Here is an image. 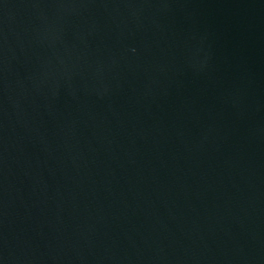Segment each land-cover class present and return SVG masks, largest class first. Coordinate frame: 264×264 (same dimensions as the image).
Returning a JSON list of instances; mask_svg holds the SVG:
<instances>
[{
  "label": "water",
  "instance_id": "95a60500",
  "mask_svg": "<svg viewBox=\"0 0 264 264\" xmlns=\"http://www.w3.org/2000/svg\"><path fill=\"white\" fill-rule=\"evenodd\" d=\"M0 264H264V0H0Z\"/></svg>",
  "mask_w": 264,
  "mask_h": 264
}]
</instances>
